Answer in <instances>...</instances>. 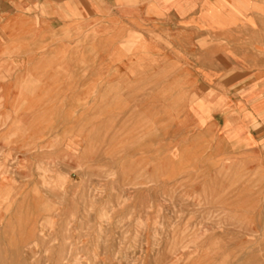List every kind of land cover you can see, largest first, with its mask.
Returning a JSON list of instances; mask_svg holds the SVG:
<instances>
[{"label":"rangeland","instance_id":"obj_1","mask_svg":"<svg viewBox=\"0 0 264 264\" xmlns=\"http://www.w3.org/2000/svg\"><path fill=\"white\" fill-rule=\"evenodd\" d=\"M7 31L0 23V264H264V156L249 152L242 85L215 79L202 94L149 81L178 65L126 39L128 60L91 85L28 77L4 92L22 67Z\"/></svg>","mask_w":264,"mask_h":264},{"label":"crops","instance_id":"obj_2","mask_svg":"<svg viewBox=\"0 0 264 264\" xmlns=\"http://www.w3.org/2000/svg\"><path fill=\"white\" fill-rule=\"evenodd\" d=\"M0 11L7 40L22 59L21 81L5 82L2 91L21 88L28 77L44 82L38 88L91 85L94 74L106 76L128 60L129 39L131 50L178 65L174 77L158 71L149 81H189L204 94L213 80L234 78L230 89L242 85L236 101L248 112L249 152L264 156V0H0ZM90 30L97 41L89 44ZM46 42L51 47L37 53Z\"/></svg>","mask_w":264,"mask_h":264},{"label":"bare ground","instance_id":"obj_3","mask_svg":"<svg viewBox=\"0 0 264 264\" xmlns=\"http://www.w3.org/2000/svg\"><path fill=\"white\" fill-rule=\"evenodd\" d=\"M256 3V2H255ZM257 4V3H256ZM254 33V32H253ZM54 206V205H53ZM47 208V207H46ZM87 220H89V218L87 219ZM173 246V245H172ZM71 247V246H70ZM174 251V250H173Z\"/></svg>","mask_w":264,"mask_h":264}]
</instances>
